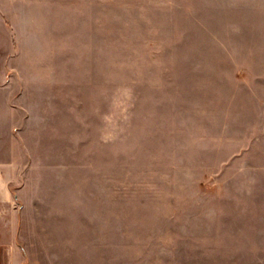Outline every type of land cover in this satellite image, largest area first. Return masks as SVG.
<instances>
[{"label": "rangeland", "instance_id": "obj_1", "mask_svg": "<svg viewBox=\"0 0 264 264\" xmlns=\"http://www.w3.org/2000/svg\"><path fill=\"white\" fill-rule=\"evenodd\" d=\"M263 103L264 0H0V162L33 262L258 261Z\"/></svg>", "mask_w": 264, "mask_h": 264}, {"label": "crops", "instance_id": "obj_2", "mask_svg": "<svg viewBox=\"0 0 264 264\" xmlns=\"http://www.w3.org/2000/svg\"><path fill=\"white\" fill-rule=\"evenodd\" d=\"M262 106L261 117L264 118V103ZM261 133L252 138L250 163L248 157L244 159V189L247 194V171L252 174L250 189L258 190L264 193V126H260ZM253 142V143H252ZM258 145V147H256ZM247 153V152H246ZM6 177L5 163L0 162V264H44L33 262L27 245L26 222L24 217L17 208V202L11 198V187ZM263 196V195H262ZM263 198V197H262ZM264 200L261 202L263 203ZM246 217V215L244 216ZM261 222H264L262 220ZM239 238L243 240L244 255H247L249 245L251 252L257 253L258 261L253 264H264V229L253 231L251 234L243 232ZM249 239L251 240L249 242ZM246 258V257H245ZM247 264V263H243ZM252 264V263H251Z\"/></svg>", "mask_w": 264, "mask_h": 264}]
</instances>
